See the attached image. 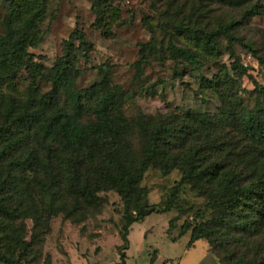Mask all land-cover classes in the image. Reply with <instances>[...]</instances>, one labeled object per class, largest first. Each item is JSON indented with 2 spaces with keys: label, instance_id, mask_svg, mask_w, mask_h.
<instances>
[{
  "label": "rangeland",
  "instance_id": "rangeland-1",
  "mask_svg": "<svg viewBox=\"0 0 264 264\" xmlns=\"http://www.w3.org/2000/svg\"><path fill=\"white\" fill-rule=\"evenodd\" d=\"M106 1L100 28L95 25L92 11L95 0L49 1L47 17L40 25L47 34L37 48L29 50L34 62L52 67L72 32L79 30L92 48L86 62L78 50L75 52L76 90L93 88L94 94L100 95L107 84L119 87V113L131 127L141 116L157 122L173 123L178 119L197 131L192 140L200 146H210L215 160L221 162L231 149L232 155L224 163L239 167L238 173L244 178H264V150L259 154L250 152L251 157L245 159L251 160L240 162L244 143L239 145L232 136L238 123L232 119L238 113L232 111L242 107L258 111L262 105L260 90L253 81L264 89V65L260 63L264 59V0ZM252 9L258 15L245 18L246 11ZM2 16L0 6V23ZM144 21L152 26L153 37ZM150 41L154 49L147 54V64L138 75L133 64L139 60L140 46ZM169 45L193 56L196 64L172 59ZM235 64H240L244 72L233 71ZM102 66L103 74L99 71ZM15 79L21 83L18 93L23 94L28 86L26 73L16 74ZM205 80L214 81L217 86L206 89ZM37 87L39 95L50 91L44 81ZM233 94L240 99L237 107L230 104ZM58 102L66 107V95L59 93ZM224 109L226 113H222ZM90 113H82L83 119ZM199 115L210 120L196 121ZM135 137L131 145L136 162L141 158L142 144L141 138ZM181 178L182 171L163 176L159 167H151L144 173L129 208L116 193H99L98 197L104 199L101 210L94 206L75 212L78 223L66 220L64 214L51 218L47 226L36 223L32 216L20 218L9 225L10 229L6 228L5 235L8 233L10 240L16 234L26 245L13 240L9 252L15 259L22 256V264H217L206 253V241L187 248L189 233L172 240L186 221L199 222L194 216L206 204L188 184L180 186L173 196ZM23 188L24 201L30 203L32 187ZM66 201V197L60 198L59 205ZM136 202L139 207L147 203L153 211L131 226L127 249L119 251L123 245L120 232L124 214L127 209L135 215ZM167 203H172L171 211L158 213ZM72 206L70 200L68 208ZM209 216L207 212L206 217ZM171 220L174 226L168 235ZM4 244L5 240L1 243L3 251L7 249ZM246 249L243 246L242 250Z\"/></svg>",
  "mask_w": 264,
  "mask_h": 264
},
{
  "label": "trees",
  "instance_id": "trees-1",
  "mask_svg": "<svg viewBox=\"0 0 264 264\" xmlns=\"http://www.w3.org/2000/svg\"><path fill=\"white\" fill-rule=\"evenodd\" d=\"M49 1L0 0V264H22V256L15 259L9 252L13 240L26 245L16 234L10 240L6 237V228L10 229L12 222L32 216L36 223L48 225L51 218L64 214L66 220L78 223L75 212L94 206L101 210L104 199L98 197L99 193L114 192L129 208L144 173L156 166L163 176L182 171L173 196L180 186L188 184L206 202L194 216L199 222L186 221L173 242L189 233L187 248L206 241L208 253L218 264H264V178H244L238 173L239 167L224 163L232 155L231 149L221 162L215 160L210 146L192 140L197 131L178 119L157 122L141 116L131 127L119 113V87L106 83L100 95H95L93 88L76 90L75 52L78 50L86 62L92 48L79 30L72 32L52 67L34 62L29 50L37 48L47 34L40 25L47 17ZM106 5V0H95L92 6L98 28ZM257 15L252 9L246 11L245 18ZM144 26L153 37L152 26L145 21ZM153 49L152 41L140 46L139 60L133 64L136 74L141 73ZM169 54L174 60L196 64L193 56L172 45ZM260 63L264 65V59ZM103 69L99 68L102 74ZM232 70L244 72L240 64L232 65ZM22 72L28 80L23 94L18 93L21 83L15 79ZM43 81L50 85V91L39 95L37 86ZM204 82L206 89L217 86L214 81ZM230 82L235 84L234 78ZM253 84L262 96L258 111L243 107L232 111L238 113L232 118L238 122L232 136L239 145L243 141L245 147V151L241 147L245 153L238 157L240 162L251 160L245 159L251 157L250 152L264 150V89ZM59 93L66 95V107L59 104ZM231 96L230 104L237 107L240 99L237 94ZM84 112H91L90 117L83 119ZM208 120L204 115L196 119ZM136 135L142 147L141 158L135 162L131 143ZM24 186L32 187L30 203L24 201ZM63 197L67 204L61 206ZM70 200L73 206L68 208ZM171 206L167 203L157 212L168 213ZM135 208V215L127 209L124 214L119 251L127 249L131 226L142 219L138 202ZM173 226L174 220L169 221L168 235ZM243 246L247 247L245 251Z\"/></svg>",
  "mask_w": 264,
  "mask_h": 264
},
{
  "label": "water",
  "instance_id": "water-1",
  "mask_svg": "<svg viewBox=\"0 0 264 264\" xmlns=\"http://www.w3.org/2000/svg\"><path fill=\"white\" fill-rule=\"evenodd\" d=\"M147 206H148V204L146 203V204H144L143 206L140 207L139 215L141 217H145V216L149 215L150 213H152L153 210L152 209H148ZM120 259L124 263L123 256H121Z\"/></svg>",
  "mask_w": 264,
  "mask_h": 264
},
{
  "label": "crops",
  "instance_id": "crops-1",
  "mask_svg": "<svg viewBox=\"0 0 264 264\" xmlns=\"http://www.w3.org/2000/svg\"><path fill=\"white\" fill-rule=\"evenodd\" d=\"M207 250H208V248L206 249V253H207L208 255H210V254L208 253V251H207ZM207 254H206V255H207ZM208 255H207V256H208ZM215 262H216V260H215ZM216 263H217V262H216ZM217 264H218V263H217Z\"/></svg>",
  "mask_w": 264,
  "mask_h": 264
}]
</instances>
